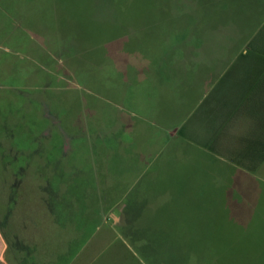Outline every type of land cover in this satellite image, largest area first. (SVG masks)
<instances>
[{
    "label": "rangeland",
    "instance_id": "374dc122",
    "mask_svg": "<svg viewBox=\"0 0 264 264\" xmlns=\"http://www.w3.org/2000/svg\"><path fill=\"white\" fill-rule=\"evenodd\" d=\"M205 3L0 0L7 264L263 260L264 248L247 247L253 235L264 244V228L230 241V227L225 240L191 248L163 239L179 160L162 113L186 89L161 84L186 77L188 52H221L217 33L205 47Z\"/></svg>",
    "mask_w": 264,
    "mask_h": 264
},
{
    "label": "crops",
    "instance_id": "0c3cea01",
    "mask_svg": "<svg viewBox=\"0 0 264 264\" xmlns=\"http://www.w3.org/2000/svg\"><path fill=\"white\" fill-rule=\"evenodd\" d=\"M205 1V47L217 33L221 52H188L180 70L186 77L173 73L169 85L161 84L186 89L162 113L179 160L172 184L177 209L163 239L186 248L207 245L213 236L225 240L230 227V241L242 230L258 236L264 228L257 224L264 217V0ZM173 57L180 63L184 56ZM255 240L248 241L253 252L264 248ZM6 249L0 233L1 264ZM250 259L242 264H264V257Z\"/></svg>",
    "mask_w": 264,
    "mask_h": 264
}]
</instances>
